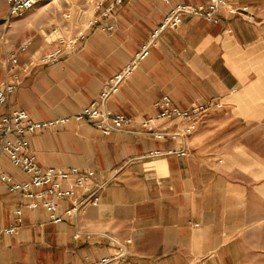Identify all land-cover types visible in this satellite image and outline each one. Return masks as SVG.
Segmentation results:
<instances>
[{
  "label": "crops",
  "instance_id": "obj_1",
  "mask_svg": "<svg viewBox=\"0 0 264 264\" xmlns=\"http://www.w3.org/2000/svg\"><path fill=\"white\" fill-rule=\"evenodd\" d=\"M206 1L108 0L91 13L97 23L85 27L76 50L41 65L31 60L57 47L52 30L68 33L63 18L42 31L41 12L57 1L10 18L7 0H0V35L21 41L35 34L10 98L12 109L35 122L78 114L151 43L102 107L130 118L127 131L104 135L89 122L71 121L29 137L41 167L93 169L104 186L97 205L53 223L45 209H28L0 182V264H90L119 249L125 256L113 264H264V0H227L237 13L223 7L217 21L188 16L152 42L174 5ZM163 96L181 110L208 107L190 136L158 140L144 133L141 123L159 113L155 103ZM185 124L164 121L169 132ZM180 151L186 155L174 153ZM1 165L15 182L29 180L7 155ZM69 206L63 201L59 212ZM12 226L16 232L6 233Z\"/></svg>",
  "mask_w": 264,
  "mask_h": 264
},
{
  "label": "built area",
  "instance_id": "obj_2",
  "mask_svg": "<svg viewBox=\"0 0 264 264\" xmlns=\"http://www.w3.org/2000/svg\"><path fill=\"white\" fill-rule=\"evenodd\" d=\"M51 0H7L9 6V17L17 18L23 16L27 11L36 5ZM108 0H84L86 6L91 8L92 13L101 9ZM122 0H118L120 3ZM174 0H163L166 4H171ZM223 7H229L227 0H207L201 5H191L179 3L174 5L162 21L159 28L152 35V42L158 35L166 29L177 28L188 16H201L213 21H217L216 15ZM113 10V5L103 11V16H107ZM230 13H237L236 8L229 7ZM247 11V7L242 8ZM63 20L69 21L72 18L70 12L63 15ZM250 16H253L251 13ZM97 23L91 16L85 27ZM85 27L76 35H62L52 42L57 47L49 52L40 55L34 61L41 65H48L58 62L64 55L73 52L79 43L85 39ZM112 27H108L111 29ZM52 33H62L58 27ZM51 33V34H52ZM7 42L5 35L0 37V44ZM150 44L143 46L136 57L120 72L111 77L106 83L99 96L86 108L72 117H64L50 121L35 122L24 110L12 109L10 98L21 83L20 71L22 70L21 55L30 52L34 45V38L26 37L16 49H5L4 65L6 69V79L0 85V182L9 187L10 192L20 195L26 201V207L34 210L43 208L53 223L62 222L65 217L78 215L88 205L99 203L100 191L103 184L95 183L96 172L89 168H43L39 165L37 156L31 152L29 137L36 133L57 129L67 125L71 121L89 122L93 124L104 135L127 131L132 124V120L125 115H111L102 107L107 100L116 95L123 83L131 76L140 61L149 55ZM159 113L141 123V128L145 134L153 136L158 140L166 138L181 140L190 136L196 129L198 121L205 115L207 106L196 104L189 109L181 110L174 106L169 96H163L155 103ZM182 121L186 124L182 130L168 131L164 121ZM162 121V123H160ZM172 152H169L171 154ZM179 156H185L186 152H174ZM160 153H150V157H156ZM7 155L11 164L29 176V180L17 183L13 177L7 174L1 165V158ZM66 201L69 207L60 213L61 203ZM18 223L22 222L23 209L14 211ZM16 227L12 226L5 230L6 233L16 232ZM130 242V241H128ZM125 256V252L119 249L111 257H105L90 264H113Z\"/></svg>",
  "mask_w": 264,
  "mask_h": 264
},
{
  "label": "rangeland",
  "instance_id": "obj_3",
  "mask_svg": "<svg viewBox=\"0 0 264 264\" xmlns=\"http://www.w3.org/2000/svg\"><path fill=\"white\" fill-rule=\"evenodd\" d=\"M54 1V0H53ZM57 1L56 4L48 6L46 9H44L41 13V22H42V31H44L48 25H51L54 23V21L57 18H64V14L70 12L72 14V18L69 21L65 22V25L63 26L65 30L68 32L66 35H76L79 31H82L86 24L88 23V20L91 16L92 10L88 6L85 5L84 0H55ZM5 33L0 35L4 36ZM62 35H65L63 33L56 34V37H60ZM28 37L35 38V34L30 33L27 34ZM41 38L42 45H45V42L42 37ZM6 42V47L3 44H0V85L5 81L6 79V69L4 65V55H5V49L11 50L16 49L19 45V43L22 41L19 40H10L8 38ZM40 55H42V52L37 51L36 54L33 56V59L31 61H34L37 59ZM21 60V57H20ZM22 63V61H21Z\"/></svg>",
  "mask_w": 264,
  "mask_h": 264
},
{
  "label": "bare ground",
  "instance_id": "obj_4",
  "mask_svg": "<svg viewBox=\"0 0 264 264\" xmlns=\"http://www.w3.org/2000/svg\"><path fill=\"white\" fill-rule=\"evenodd\" d=\"M56 34V33H55Z\"/></svg>",
  "mask_w": 264,
  "mask_h": 264
}]
</instances>
